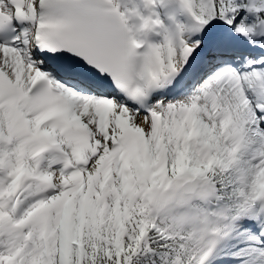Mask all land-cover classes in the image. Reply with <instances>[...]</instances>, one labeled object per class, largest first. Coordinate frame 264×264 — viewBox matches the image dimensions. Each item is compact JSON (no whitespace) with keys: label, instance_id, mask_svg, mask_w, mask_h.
<instances>
[{"label":"snow or ice","instance_id":"1","mask_svg":"<svg viewBox=\"0 0 264 264\" xmlns=\"http://www.w3.org/2000/svg\"><path fill=\"white\" fill-rule=\"evenodd\" d=\"M0 264H264V0H0Z\"/></svg>","mask_w":264,"mask_h":264}]
</instances>
